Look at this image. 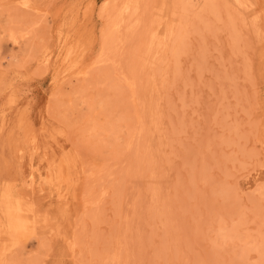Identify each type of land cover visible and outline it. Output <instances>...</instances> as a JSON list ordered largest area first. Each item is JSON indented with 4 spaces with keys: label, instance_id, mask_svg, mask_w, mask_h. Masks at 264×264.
<instances>
[{
    "label": "rangeland",
    "instance_id": "374dc122",
    "mask_svg": "<svg viewBox=\"0 0 264 264\" xmlns=\"http://www.w3.org/2000/svg\"><path fill=\"white\" fill-rule=\"evenodd\" d=\"M25 1L0 0V264H264V0Z\"/></svg>",
    "mask_w": 264,
    "mask_h": 264
},
{
    "label": "bare ground",
    "instance_id": "6f19581e",
    "mask_svg": "<svg viewBox=\"0 0 264 264\" xmlns=\"http://www.w3.org/2000/svg\"><path fill=\"white\" fill-rule=\"evenodd\" d=\"M234 2H236V3H238L239 5H241V6H243V5H245V6H247V1L248 0H233ZM130 4H131V2H129ZM249 4V3H248ZM27 6V1H25L24 0V2L21 4V7H23V6ZM250 6H251V4H249ZM249 5H248V7H249ZM167 28V27H166ZM31 143H32V145H33V143H34V140H33V137L31 138ZM32 149H33V146H32ZM34 150V149H33ZM53 170V169H52ZM52 172V171H51ZM55 173H56V175L58 176V169H56L55 170ZM54 173V174H55ZM29 180H31V183L32 184H34V176H33V174H30V176H29ZM32 184H30V186L32 185ZM25 214V213H24ZM14 223H13V228H14V231L17 233V234H20L21 236H23V234L25 233V231L28 229V226L30 225L26 220H25V218H24V216L22 215V212H21V210H19V209H16L15 210V213H14ZM35 217V216H34ZM40 217V216H39ZM42 217H44V215L42 216ZM45 217H47V216H45ZM31 219H32V217H31ZM45 220H47V218L45 219ZM44 220V221H45ZM31 221V220H30ZM41 221H43V220H41ZM43 221V222H44ZM45 222H47V221H45ZM34 223V222H33ZM33 223H31V224H33ZM40 223V222H39ZM42 223V222H41ZM38 224V223H37ZM48 224H49V222H48ZM45 225V224H44ZM44 225H42V226H44ZM31 226V225H30ZM225 229V228H224ZM12 231V230H11ZM224 233H225V231H224ZM14 234V233H13ZM20 236V237H21ZM256 249V248H255Z\"/></svg>",
    "mask_w": 264,
    "mask_h": 264
}]
</instances>
